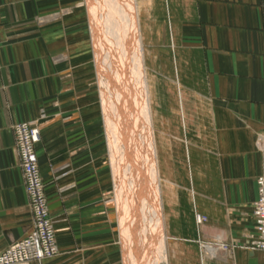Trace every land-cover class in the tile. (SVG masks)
<instances>
[{"label": "crops", "instance_id": "crops-1", "mask_svg": "<svg viewBox=\"0 0 264 264\" xmlns=\"http://www.w3.org/2000/svg\"><path fill=\"white\" fill-rule=\"evenodd\" d=\"M161 11V55L173 47L198 117L193 137H206L182 184L194 203L164 219L169 264H200L198 240L227 244L205 264H264V250L249 248L264 175V0H164ZM92 38L82 0H0V252L33 229L14 131L22 122L41 129L59 249L22 264H127ZM196 212L207 217L200 227Z\"/></svg>", "mask_w": 264, "mask_h": 264}, {"label": "bare ground", "instance_id": "bare-ground-1", "mask_svg": "<svg viewBox=\"0 0 264 264\" xmlns=\"http://www.w3.org/2000/svg\"><path fill=\"white\" fill-rule=\"evenodd\" d=\"M150 2L153 4V0L87 2L95 58L104 76L102 81L105 80L101 88L102 103L116 188L112 204L116 205L121 220V239L125 244L124 261L127 264H160L162 253L167 260L163 264H169L174 243L172 237L165 234L164 219L171 216H163L160 206L164 208L166 203H171L170 196L174 193L170 188L179 185L184 175L182 169H191L189 141L182 148L180 140L179 124L183 128L188 122L180 74H176L179 76L175 82L167 79L169 76L164 68L151 64L159 62L162 57L149 53L146 48L149 32L141 17L150 13ZM161 95L163 104L159 106ZM40 139L41 129L36 145ZM36 154L38 156L37 150ZM191 192L194 203V189ZM146 198L153 209L147 218H143L145 225L139 219L143 217L140 207ZM181 202L179 199L178 204ZM201 215L196 212L194 216L198 227L207 222L200 221ZM133 229L135 233L142 234L138 240H132ZM207 254L214 258L217 248L212 244L199 246L200 264L206 263Z\"/></svg>", "mask_w": 264, "mask_h": 264}, {"label": "built area", "instance_id": "built-area-1", "mask_svg": "<svg viewBox=\"0 0 264 264\" xmlns=\"http://www.w3.org/2000/svg\"><path fill=\"white\" fill-rule=\"evenodd\" d=\"M16 146L24 173L25 188L30 201L33 229L24 239L0 252V264H22L42 261L58 254L55 228L50 217L45 183L41 176L35 145L40 128L34 122H22L15 127ZM258 198L254 206L256 237L249 248L264 250V175L257 179ZM200 221H206L204 215ZM219 248L227 245L216 243ZM205 244H201L204 247ZM204 250V248H203Z\"/></svg>", "mask_w": 264, "mask_h": 264}, {"label": "rangeland", "instance_id": "rangeland-1", "mask_svg": "<svg viewBox=\"0 0 264 264\" xmlns=\"http://www.w3.org/2000/svg\"><path fill=\"white\" fill-rule=\"evenodd\" d=\"M162 1H164V0H153V4H151V2H150V4L152 5V6L151 5L149 6V9L151 10V11L149 10L150 13H148V15L142 14L141 19H142L143 24H145V26L148 28V32H149V41L147 43L148 46L146 47L147 48V51L149 53L150 52L151 53H154V54L157 53V54H159L162 57L161 60H159V62H156V63H152L151 62V64L159 67L160 69L161 68H164V71L169 76V77H167V79L170 78L172 80V82H175L176 77L179 76V75H176V74H180L181 85H182V89H183V95H182L183 104H184V108L188 111V113L186 115V119L188 121L187 122V126L186 127L184 126L182 128V125L179 124V127L181 128V133H180L181 139L180 140H181V143H182L181 144L182 145V148H183V146H185L187 144L186 141L187 140L189 141L190 160H191L190 161V164H191L190 166H191V169L190 168L189 169H185V167H184V169H182V174H184V175L182 176V178H180V183H178L179 185L178 186L176 185L175 187H173L174 189L172 187L170 188V191L171 192L173 191L172 193H174V194H172V196H170V197H172V200H170L171 203L170 202L168 204L166 203L167 205L165 204L164 208H163V205L160 206L162 215L164 216V214L166 215L168 213L169 216H171V218H172V216L174 215V208L175 207H178V206L181 207L183 204H185L184 206H186L187 203H188V201H189V199H190L191 203H193L192 200H191V196L189 198L183 192V190H182L183 189L182 188V184H185L188 181L189 178H192V176H191L192 175V171L191 170H193L194 167H195V165H196V162H195V159H194L195 149H194L193 146H195L196 144H200L201 143V139L205 141L206 137H193L194 131H196V129L198 128V126L196 124V121H197L196 118H198V117H196L195 106H194V103L192 102L193 100H191L190 96L187 94V91L185 90V88L187 89V87H186V85L184 83V75H183L182 70L179 68V63L175 60V57L173 55V50H172L173 47L170 48L171 55H169V53H168V55H169L168 57L161 55L162 52L160 50L162 48H165L163 46L164 45L163 43H166V42L169 43V31L168 30L163 31L162 29H156V26L157 25L155 24L157 22L159 23L160 22V18H162V11H161ZM82 2H83V6L88 11V8H87V2H88V0H82ZM139 2H141V0H139ZM154 4H155V6H154ZM142 11L144 12L145 10H142ZM149 15L150 16L152 15V17L149 18ZM99 23L100 22L98 21V25H99ZM153 31H154V34H153ZM142 33L144 34V31L143 30H142ZM163 33H165V34L163 35ZM159 46H161V49L159 48ZM93 47H94V44H93ZM166 50L168 51L169 48H167ZM94 53H95V49H94ZM95 57H96V55H95ZM95 60H96V58H95ZM98 66L99 65H98V63L96 61V67H94L95 68V74H96L95 75V80H96V87L98 88V91H99V97H100L99 99H100L101 107H102V110H103V103H102V100H103V93L102 92L103 91H102L101 88H102V86H104L103 85V82L105 80L102 81V79L104 78V76L102 75L101 70H100V68ZM178 71H179V73H178ZM153 72H155V71H153ZM155 73H159V71H156ZM160 73H163L162 70L160 71ZM159 98L161 99V100H159L160 101L159 106H161L163 104L162 103V95L159 96ZM103 115H104V112H103ZM104 123H105V118H104ZM109 154H110V150H109ZM184 160H185V157H184ZM108 162H109L110 166L112 167L111 160H110V156H109V161ZM181 162L183 164V161L182 160H181ZM113 176H114V173H113ZM114 187H115V184H114ZM114 189L116 190V188H114ZM191 189H193V188H190L188 190L189 191V194H192ZM115 190H114V193H113V198L115 196ZM153 198H154V195H153ZM179 199L182 200V202H181L180 205L178 204ZM154 200L156 201L155 198H154ZM143 203H144V205H141V207H140L141 214L143 215V217H141V219H139V220H142L141 223H143V221H144L143 218H147L148 212L151 214L152 213L151 210L153 209V207H152L151 202L149 201V199L146 198ZM173 204L175 206H173ZM165 208L168 211L167 213L164 211ZM144 222L146 223V220ZM134 223L136 224L135 221H134ZM139 223H140V221H139ZM145 223H143V224H145ZM135 224H134V227H135ZM162 227L163 226L161 225V229H162ZM134 229H133V231H134ZM141 235H142L141 233H138L137 234L134 231L133 232V236H131L132 237V240L133 239H137L138 240ZM216 243L227 245L226 243H222L220 241H204V240L203 241H201V240L196 241V246H197V250H198V256H199V246H201V244H205L204 246H206L208 244H212L213 246H215L217 248V255H218V253L220 251H225V250L227 251L228 250L227 247H226V249H224L223 247L222 248H219ZM217 255L214 258H216ZM163 256H164V253H162V255H161V258H160L161 260L159 262L160 264H163V262H167V260ZM162 258H164V259H162ZM214 258L211 255L207 254L206 255V262L208 260L214 259Z\"/></svg>", "mask_w": 264, "mask_h": 264}]
</instances>
